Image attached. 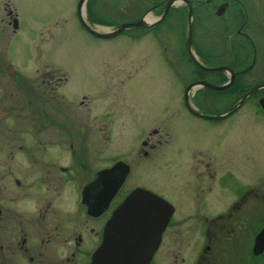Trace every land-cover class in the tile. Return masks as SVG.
Masks as SVG:
<instances>
[{"label": "flooded vegetation", "instance_id": "obj_1", "mask_svg": "<svg viewBox=\"0 0 264 264\" xmlns=\"http://www.w3.org/2000/svg\"><path fill=\"white\" fill-rule=\"evenodd\" d=\"M165 1L153 0L145 9L139 0H129L128 5L137 9L140 19L158 9L161 15ZM0 4V27L9 26V34L15 32L17 13L7 8V2ZM188 4L192 6V26L198 25V39L209 43L205 46L199 39L201 47L227 60L203 64L226 65L235 77L237 72L244 74L254 68L258 59L264 66V2L179 0L168 6L160 21L178 23L185 16L187 22ZM209 18L217 28H208ZM155 23L137 26L131 35L145 36ZM224 51L229 52L228 58ZM206 74H214L219 83L227 80L220 82L216 72L199 79H207ZM66 80L67 75L52 65L29 74L4 55L0 60V264H90L114 209L133 188L147 187L141 179L128 184L134 164H141L142 155V159L149 157L158 144L167 141L162 135L152 141L142 138L143 146L133 153L109 147L113 138L106 132L108 120L72 116L71 104L60 91ZM256 83H264V79ZM262 97L264 85L246 100L255 98L259 119L264 122ZM152 132L159 134L155 127ZM208 156L206 160L195 157L191 165L196 176L190 187L191 210L178 217L171 215L148 264H183L184 243L196 250L190 264H218L226 256L232 257L234 250L237 254L233 256L238 255L241 263H264V249L257 253L253 249L255 236L264 225L260 186H255L253 198L247 199L254 188L249 185L247 193L235 196L226 210L212 213L207 196L214 167ZM185 218L198 225H184ZM196 237L199 240L188 242Z\"/></svg>", "mask_w": 264, "mask_h": 264}, {"label": "rangeland", "instance_id": "obj_2", "mask_svg": "<svg viewBox=\"0 0 264 264\" xmlns=\"http://www.w3.org/2000/svg\"><path fill=\"white\" fill-rule=\"evenodd\" d=\"M0 1L7 2V8L16 12L18 18L15 32L9 34V26L0 27L4 34L0 36V60L4 55L20 71L29 74L46 65L59 68L67 75L60 91L71 104L72 116L89 115L108 120L106 132L113 138L109 147L119 152L137 151L143 146L142 138L153 140L162 135L167 139L149 157L142 159V155L141 164H134V174L128 184L143 180L149 189L171 201L173 215L178 217L191 210L190 187L196 180L191 166L194 158L206 160L212 154L208 156L214 167V182L207 196L211 200L209 211L226 210L235 196L247 193L249 185L254 188L247 199L254 197L259 186L264 196V122L259 119L255 98L244 101L221 119L197 116L184 103L185 85L201 77L186 48L185 16L178 23L157 22L147 35L139 38L131 35L136 27L115 36L100 37L81 25L78 0ZM152 1L138 3L145 9ZM128 2L89 0L88 10L104 26L137 20L139 12ZM159 12L158 9L147 16L151 19ZM213 21L209 18L210 30L218 27ZM197 32L195 23L191 47L202 62H227L203 49L201 43L205 46L209 43L199 38L200 43ZM228 55L229 52L224 57ZM206 78L219 83L214 74ZM260 78L264 79V66L258 59L256 66L241 76V81L253 83ZM191 93L194 105L208 113L222 111L233 101L231 96L208 87H198ZM153 127L159 134L152 132ZM198 178L201 180L200 173ZM183 224L198 225L192 218H185ZM195 239L198 238L188 242ZM195 251L188 243L183 244V264L191 263ZM234 251L232 257L225 255L218 264H250L237 260ZM166 257L170 258L169 253Z\"/></svg>", "mask_w": 264, "mask_h": 264}, {"label": "water", "instance_id": "obj_3", "mask_svg": "<svg viewBox=\"0 0 264 264\" xmlns=\"http://www.w3.org/2000/svg\"><path fill=\"white\" fill-rule=\"evenodd\" d=\"M174 1L179 0H166L164 12L155 18L149 19L148 16H143L138 20L125 21L113 26L100 25L92 20L86 8L87 0H78L77 15L80 23L94 35L111 37L130 27L150 25L160 21L168 6ZM14 22L17 25L16 17ZM192 28V6L188 4L186 48L191 58L203 69H227L230 76L223 83H214L208 79L190 81L184 88L185 104L188 110L197 116L220 119L234 112L253 91L263 86L264 83L250 86L234 103L222 111L208 113L197 108L191 97L193 89L202 86L224 89L232 84L235 73L226 65L207 66L203 64L191 47ZM260 104L264 109V97L260 99ZM124 172L127 171L124 170ZM173 211L174 205L165 197L149 188L136 186L119 203L106 221L102 241L92 253L90 264H148L159 244L161 232ZM253 249L255 253L264 249V225L255 236Z\"/></svg>", "mask_w": 264, "mask_h": 264}, {"label": "trees", "instance_id": "obj_4", "mask_svg": "<svg viewBox=\"0 0 264 264\" xmlns=\"http://www.w3.org/2000/svg\"><path fill=\"white\" fill-rule=\"evenodd\" d=\"M88 5H89V1H88V4H87V8H88ZM88 13H89L90 17L92 19H94L91 16L89 10H88ZM193 66H194L195 70L197 71V74H199L200 76H204L205 73H212V72L214 73V72H216L219 75L220 79H221L220 82L225 80L226 77H227L225 72L223 70H221V69L213 70V71H207L205 69H202V68L198 67L194 62H193ZM242 74H243V71L237 72L233 83L230 86H228L227 88H225V89H221V90L212 89V88H210V89L214 90L216 92L224 93V94H226L228 96H231L233 98V101H234L236 98H238L251 85V84H248V83L244 84L241 81L240 77L242 76Z\"/></svg>", "mask_w": 264, "mask_h": 264}]
</instances>
